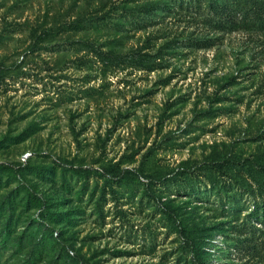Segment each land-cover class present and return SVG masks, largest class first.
Instances as JSON below:
<instances>
[{
  "label": "rangeland",
  "instance_id": "374dc122",
  "mask_svg": "<svg viewBox=\"0 0 264 264\" xmlns=\"http://www.w3.org/2000/svg\"><path fill=\"white\" fill-rule=\"evenodd\" d=\"M260 164L264 32L167 0H0V264H191L178 223L205 264H264V174L240 167Z\"/></svg>",
  "mask_w": 264,
  "mask_h": 264
},
{
  "label": "trees",
  "instance_id": "16d2710c",
  "mask_svg": "<svg viewBox=\"0 0 264 264\" xmlns=\"http://www.w3.org/2000/svg\"><path fill=\"white\" fill-rule=\"evenodd\" d=\"M169 3H171V6H179V7H185L187 9H191L192 12L204 16L206 21L210 25H212L214 28L218 30H225V31H234L237 29H244V30H251V31H262L264 32V0H167ZM150 8L149 6H144L142 10L147 11L146 9ZM132 13V12H130ZM127 14L126 16H128ZM133 14L130 16L132 17ZM136 17V19H134ZM105 15L100 16H94L90 17L89 19H78L75 21V25L77 29L82 28V23L86 21H96L95 25H102L107 23L109 21L108 19H105ZM136 28H141L143 25H145L146 19L143 17H139L138 15L133 16L130 20ZM79 24V26H78ZM81 24V25H80ZM46 31V30H45ZM36 41H39V35L34 37ZM101 57L103 60H111V59H117V54L111 52V51H101ZM123 58H128L129 61L132 64L139 65L140 67H146L147 69L149 67H153V65L146 59L141 56L137 57L136 55L131 56H124ZM146 61V62H145ZM233 163L228 160H223L222 162H213L208 165L207 171L220 176L228 175V171H230L233 167ZM245 167L246 172L250 173L252 175V171L256 170L258 171L256 176H259L260 174H264V164H260L259 166H256L254 168H249L247 166H240ZM214 177L207 178L208 181L213 186V190L216 191L217 194L221 193L222 191H226L224 183H221L217 180H211ZM258 181V180H257ZM259 183V182H258ZM264 183V181H263ZM236 186H242V183L240 181H235V187ZM259 188L261 189V193L254 195L253 197V208L251 209V212L249 213V216L253 219L248 220V224L254 229L259 230L262 241L260 242L263 245L264 249V231L260 230L261 228H256L254 225H252L251 221L255 220L258 221L263 227H264V188L263 186L258 184ZM194 186L191 184L189 190H193ZM252 194L254 191H251ZM146 195H151V190L146 187ZM229 199L227 200V203L232 204L235 202V204H238V198L237 193H234L233 195L225 194ZM178 223V221H177ZM178 234L182 239L183 242V249L186 250L190 256V262L191 264H205V261L200 255L199 251V241L200 238L197 236L191 228L188 226L181 225L178 223ZM260 236H256V238H259ZM260 251V250H259Z\"/></svg>",
  "mask_w": 264,
  "mask_h": 264
}]
</instances>
